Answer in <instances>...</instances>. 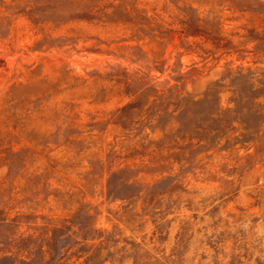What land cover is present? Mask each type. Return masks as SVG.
I'll return each instance as SVG.
<instances>
[{"label":"rangeland","instance_id":"obj_1","mask_svg":"<svg viewBox=\"0 0 264 264\" xmlns=\"http://www.w3.org/2000/svg\"><path fill=\"white\" fill-rule=\"evenodd\" d=\"M0 264H264V0H0Z\"/></svg>","mask_w":264,"mask_h":264}]
</instances>
